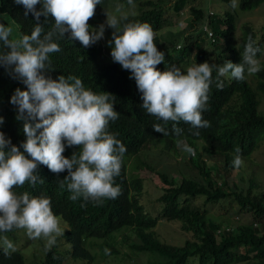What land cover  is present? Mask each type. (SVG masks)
Here are the masks:
<instances>
[{
    "label": "trees",
    "instance_id": "obj_1",
    "mask_svg": "<svg viewBox=\"0 0 264 264\" xmlns=\"http://www.w3.org/2000/svg\"><path fill=\"white\" fill-rule=\"evenodd\" d=\"M105 1L102 0L101 4L96 5L94 17L103 11ZM139 1L142 0H134V3ZM220 1L227 6L231 5V0ZM263 1L241 0L239 7L242 11H250ZM116 2L128 6L127 0ZM188 2L176 0L171 13L178 17ZM200 5H189L191 19L185 29H169L164 33V42H161L159 32L171 27L172 18H166L167 12L161 4L145 2V8L138 15L129 16V21L146 22L155 32L154 42L157 47L162 46L158 51L164 53V62L157 65V70L165 71L175 66L185 71L191 62H207L210 65H222L225 61L241 63L249 35L258 43L260 52L256 58L259 60L264 49L263 33L255 31L248 24L244 25L242 41L237 42L235 13L226 11L217 18L214 13L206 15ZM41 8V4L36 5L37 11ZM0 13L6 15L7 20L13 21L22 34L30 35L37 23L33 15L28 13L26 16L23 5L16 4L14 0H0ZM94 17L88 21L89 26L95 22ZM203 22L213 34L209 48L198 44L199 35H184L185 31H193ZM39 23L44 26L46 33L52 30L54 19L49 16L45 21L42 16ZM54 42L59 44L60 51L51 54L53 71L47 75L53 79L59 75H73L82 80L86 89L97 94L106 92L114 96L113 108L119 118L109 123L108 131L125 145L127 151L123 157L120 175L115 178V183L121 188V195L115 200H105L102 205L89 201L82 207L84 201H71V193L67 187L61 189L58 184L67 175V171L55 174L44 165H38L36 171L38 177L43 179V184L38 180L35 187L26 184L23 188L14 189L18 194L27 191L30 196L49 197L53 213L68 227L64 235L57 238V243L51 250L46 251L40 264H64L68 258L79 260L83 264H92L94 256L87 247L89 240H108L124 228H128L124 243L130 241L133 235L134 243L129 249L133 253L149 257L148 264H264V195H252L250 188L246 192L227 193L224 189L229 190V186L225 178L222 177L218 185L205 165H199L203 153L220 156L223 158L224 172L227 173L228 170L236 169L233 166L236 148L241 150L242 158H248L264 142V113L259 111L258 100V94L264 97V67L261 66L260 72L251 75L255 86L249 85L246 80L248 74L245 72V79L242 81L220 78L224 81L223 90L216 88L217 73L214 69L208 110L203 114L210 126L193 129L180 122L178 126L183 130L180 136L171 133L164 136L153 130V124L161 121L149 116L142 108V94L138 91L135 80L130 78V71L124 70L121 65L103 61L100 40L84 48L78 40L70 38V33H65L63 38L54 37ZM17 88L26 90L23 83L12 79L8 71L0 67V116L4 118L0 132L23 152V121L16 119L17 108L9 102ZM166 127L170 129L171 125ZM196 131L199 132L198 136L193 135ZM178 141L186 143L197 152V160L194 163L190 160V164L197 170L200 180L183 177L176 182L165 168L157 171L140 158L141 152L151 144L156 146L161 143L166 152L174 150L176 153ZM198 144L201 145L200 149ZM78 150L75 146L66 147L63 155L70 158ZM146 168L155 175L157 181L160 179L158 188L154 187L152 191L145 189L144 180L134 175L138 170ZM159 188L161 193L156 197ZM143 194L145 204L146 200L149 204L157 202L161 209L156 212L146 205V210L140 203ZM230 198L239 207V213L250 217L246 225L223 227L221 221L216 222L209 217L205 205H213ZM198 199H203L202 205L195 204ZM154 213V216L150 215ZM160 222L178 224L179 230L183 234H189V238L181 245L162 242L154 231ZM16 231L14 229L0 235L10 236ZM60 239L69 244L70 251L61 252L57 249ZM0 264L25 263L18 251L5 255L3 248H0Z\"/></svg>",
    "mask_w": 264,
    "mask_h": 264
},
{
    "label": "clouds",
    "instance_id": "obj_2",
    "mask_svg": "<svg viewBox=\"0 0 264 264\" xmlns=\"http://www.w3.org/2000/svg\"><path fill=\"white\" fill-rule=\"evenodd\" d=\"M14 2L23 5L25 15L31 13L37 23L30 35L16 33L11 25L0 24V67L26 86V90L17 88L9 101L17 106L16 119L23 121V152L0 132V233L23 229L29 239L44 240V248L49 251L65 232L60 218L52 211L51 199L30 196L27 191L18 194L14 189L26 184L35 187L38 180L43 184L36 171L38 165H44L55 174L67 171L58 184L61 189L67 187L71 201H84L82 207L89 201L102 205L105 200H115L121 195L115 178L120 175L127 149L108 131L109 123L119 118L113 108L114 96L86 89L82 80L73 75H59L56 79L47 75L53 71L51 54L60 51L54 37L63 38L65 33H70V38L78 40L84 48L104 38V24L90 31L88 23L102 0ZM37 4L42 5L39 11ZM127 5L134 8V0H127ZM230 6L236 9L238 0H231ZM124 8V4L117 3L113 12H106L105 23L113 30L108 41L112 46L110 55L114 62L130 71V78L142 94V108L161 121L152 126L157 133L178 137L183 131L178 126L180 122L193 129L210 126L203 114L208 110L214 69L218 90L224 87L222 77L242 81L245 72L251 76L261 70L256 58L260 48L249 35L241 63L225 61L222 65H210L204 62L185 71L175 66L159 71L157 65L164 62V53L157 49L155 32L146 22L129 21V13ZM42 16L45 21L49 16L54 19L51 31L45 33L39 23ZM3 123L4 118L0 116V125ZM169 124L170 129L166 127ZM193 135L198 136L199 132ZM177 143L183 152L195 155L192 147L181 141ZM74 146L79 150L66 158L63 155L66 147ZM178 150L179 147L176 153ZM240 151L235 149L233 166L236 169L244 163ZM0 245L5 255L16 251L6 235H0Z\"/></svg>",
    "mask_w": 264,
    "mask_h": 264
},
{
    "label": "rangeland",
    "instance_id": "obj_3",
    "mask_svg": "<svg viewBox=\"0 0 264 264\" xmlns=\"http://www.w3.org/2000/svg\"><path fill=\"white\" fill-rule=\"evenodd\" d=\"M176 0H142L134 3L135 7L126 6L124 11L129 13V16L138 15L141 9H144L145 2H156L161 4L162 7L166 10L167 14L166 18L171 20V27H166L159 32L161 42H164L166 39V35L169 29H185L186 25L190 21L191 17L189 15V5L201 4L200 7L205 11V14L208 15L210 13H214L217 18H220L224 12L228 11L231 13H235L236 21H235V37L237 42H241L243 38V26L250 25L254 28L255 31L264 34V1L256 8L250 11H242L239 7L240 1L238 0V7L233 9L231 6H227L222 3L220 0H188V4L184 8V10L179 14L178 17H175L172 12V8L174 2ZM116 0H106L103 11L94 17L93 20L95 22L93 25H90V30L98 29L101 24L105 25L104 38L100 39L103 46V61L107 60L110 63H115L113 61L110 52L111 45H109L108 41L111 40L112 29L108 28L106 21V12H113ZM190 3V4H189ZM168 12H170L168 14ZM92 20V21H93ZM0 24H4L5 26L11 25L16 33H19L17 25L13 23V21L7 20V16L0 13ZM205 22L196 26L195 30L185 31L184 35L187 36L192 34L193 36H200L198 44L203 48H209L212 40L209 39L204 33V25ZM92 26V27H91ZM162 46H158L159 50ZM260 66L264 67V49L263 54L259 58ZM119 65V64H118ZM195 64L191 62L188 66H194ZM121 68V67H120ZM252 76L247 75L246 80L251 86H255V82L252 80ZM259 111L260 113H264V97L259 96ZM17 108V106H15ZM200 144H198V148L200 149ZM201 151V150H199ZM197 152L195 155H189L182 151V147L179 146L178 153L173 151L166 152L164 149V145L159 143L147 146L140 154V158L143 161H146L150 166L155 168V170H162L163 168L171 174L177 182L181 180V178L186 177L188 179H197L200 180V176L197 173L191 164L190 158H192V162L194 163L197 160ZM243 159V166L239 169H231L228 170L227 173L224 172L223 169V158L220 156H209L203 153L202 159H199V165H205L207 171H209L212 178L219 185L221 183V178L224 177L227 181V185L229 186V190L227 188L224 189L227 193L230 191H244L246 192L249 188L251 189L252 195L260 197L264 195V142L260 144L258 150L254 152L248 158ZM134 175L140 177L143 181V186L145 189L153 190L154 187L158 188L160 184L159 178L158 181L155 175L150 172L147 168L143 170H138ZM153 181V182H150ZM236 186V187H235ZM143 188V189H144ZM159 193H161V189L159 188L157 191L156 197H159ZM140 203L145 207H151L154 211L158 212L161 209V205L157 202H152L149 204L148 200H146L145 204V194L142 195L140 199ZM195 204L197 206L203 204V199H198ZM205 208L208 210L209 217L216 222L221 221L223 227L236 228L240 225H246L250 221V217L247 215L239 213V207L235 202L232 201V198L220 200L216 204H207ZM146 209V207H145ZM147 210V209H146ZM155 212V213H156ZM154 214H150L154 216ZM61 228L65 231L67 230V225L60 221ZM128 228H124L108 239V240H89L87 247L91 251L94 256V262L92 264H148L149 257L142 255L141 253H133L129 247L134 243V236L131 235V240L126 241L124 243L125 233H127ZM155 233L157 237L166 244H174L181 245L183 241L189 238V234H183L179 230V225L176 223L170 222H160L155 228ZM9 240L14 244L16 251L22 254L24 258L25 264H40L44 258L46 250L44 248L45 241L44 240H31L28 238L26 231L23 229H19L16 231L14 235L7 236ZM58 238H61L58 237ZM0 248H3L0 245ZM61 252L70 251L69 244L65 243L63 239H60L59 246L57 248ZM105 249L108 250L107 254ZM117 251V253H115ZM134 254V255H131ZM64 264H83L79 260H72L68 258Z\"/></svg>",
    "mask_w": 264,
    "mask_h": 264
},
{
    "label": "built area",
    "instance_id": "obj_4",
    "mask_svg": "<svg viewBox=\"0 0 264 264\" xmlns=\"http://www.w3.org/2000/svg\"><path fill=\"white\" fill-rule=\"evenodd\" d=\"M209 15H212V13H210ZM204 33H206V35H207V37H208L209 39H212L213 34H212L211 30L208 29L207 26L204 27Z\"/></svg>",
    "mask_w": 264,
    "mask_h": 264
}]
</instances>
